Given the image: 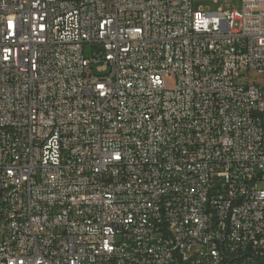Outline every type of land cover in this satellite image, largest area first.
Returning <instances> with one entry per match:
<instances>
[{
	"label": "built area",
	"instance_id": "obj_1",
	"mask_svg": "<svg viewBox=\"0 0 264 264\" xmlns=\"http://www.w3.org/2000/svg\"><path fill=\"white\" fill-rule=\"evenodd\" d=\"M196 1L0 0V264H264V0Z\"/></svg>",
	"mask_w": 264,
	"mask_h": 264
},
{
	"label": "rangeland",
	"instance_id": "obj_2",
	"mask_svg": "<svg viewBox=\"0 0 264 264\" xmlns=\"http://www.w3.org/2000/svg\"><path fill=\"white\" fill-rule=\"evenodd\" d=\"M196 8H202L203 10H211V11H218L220 9L228 11L230 9L241 11L242 9V1L241 0H198L195 2ZM86 56L88 58L93 57V49L91 46L86 47ZM251 78H256V73L252 72L250 74ZM259 82H262L261 80ZM166 83L169 88H174L176 86V78L169 77L166 79ZM258 188L264 190V182L258 184Z\"/></svg>",
	"mask_w": 264,
	"mask_h": 264
},
{
	"label": "snow or ice",
	"instance_id": "obj_3",
	"mask_svg": "<svg viewBox=\"0 0 264 264\" xmlns=\"http://www.w3.org/2000/svg\"><path fill=\"white\" fill-rule=\"evenodd\" d=\"M102 87V86H101Z\"/></svg>",
	"mask_w": 264,
	"mask_h": 264
}]
</instances>
